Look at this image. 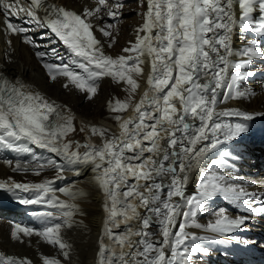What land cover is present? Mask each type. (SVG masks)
Returning a JSON list of instances; mask_svg holds the SVG:
<instances>
[{
	"label": "snow or ice",
	"instance_id": "1",
	"mask_svg": "<svg viewBox=\"0 0 264 264\" xmlns=\"http://www.w3.org/2000/svg\"><path fill=\"white\" fill-rule=\"evenodd\" d=\"M138 3L141 7L146 3L147 8L141 14L144 22L136 29L135 41H130L121 54L112 56L104 49L105 45L112 48L116 43L113 24L94 25L91 18L103 21L100 13L107 8V17L115 21L123 0H115L112 8H108L107 0H96L94 8L85 7L80 14L51 0H28L27 6L21 0H0V31L6 36L22 37L23 43L39 48L28 33L41 30V39L49 38L50 43L59 41L66 46L67 62L57 55L55 48L49 52L60 63L48 62L49 52L35 53L50 79L67 78L65 88L70 83L87 93L89 99L96 94L98 81L105 77L118 84L122 82L127 93L124 99L108 103L109 111L117 113L112 118L119 122V135L92 126L91 134L100 137L102 143L81 145L68 139L76 128L74 117L64 112L66 106L50 101L19 78L12 79L0 71V149L31 153L37 161L33 168L20 160L5 163L14 172L31 171L37 176L49 166L55 171L54 178L40 182L0 179V190L20 204L57 209L62 220L56 223L47 219L55 216L52 211L33 213L45 218L43 227L37 230L16 223L12 239L23 242V237L37 235L58 246L62 255L68 257L71 246L63 241L61 230L72 226V218L79 210L70 201L86 193L53 185L55 180L65 179L66 167L92 164L94 181L107 197L105 235L121 248L127 246L126 251L117 254L103 244L102 237L98 264H195L193 254L210 255L213 243H250L240 238L239 230L252 214L264 215V192L249 191L228 174L229 162L239 156L221 146L248 134V122L255 116H264V112L217 105L221 91L224 95L219 103L254 94L247 88L241 90V84L254 75L248 70L254 58L264 59V0ZM14 19L20 23H14ZM237 28L245 34H256L259 39H248L234 49L233 34ZM96 32L101 38H97ZM7 43L11 45L12 40ZM233 56L239 59L234 61ZM146 60L150 63L146 81L149 89L137 102L138 77L144 72ZM130 108L136 115L124 119L120 114ZM233 117L242 119L233 121ZM81 147L85 149L83 153ZM35 149L62 157L66 164L55 159L41 162ZM193 169L199 170L197 191L187 195V181ZM57 192L70 200H61ZM20 193L32 195L28 198ZM217 198L244 214L231 217L225 207L212 208ZM132 200L138 203L133 204ZM139 209L144 210L143 214ZM201 214H210L214 219L201 224ZM118 215L133 220L139 227L133 231V225L126 224L122 233L113 232L109 222L116 223ZM154 224L157 232L150 231ZM116 227L120 225L116 223ZM189 228L203 229L207 234L198 235ZM42 261L61 264L55 257L43 256ZM0 264L32 261L0 252Z\"/></svg>",
	"mask_w": 264,
	"mask_h": 264
},
{
	"label": "bare ground",
	"instance_id": "2",
	"mask_svg": "<svg viewBox=\"0 0 264 264\" xmlns=\"http://www.w3.org/2000/svg\"><path fill=\"white\" fill-rule=\"evenodd\" d=\"M53 1L57 5L65 6L70 10L76 11L78 14L85 7L94 8L96 6V0ZM21 3L27 6L28 2L21 0ZM114 3L115 0H107L108 8H112ZM146 8V3L141 7L138 0H123V7L119 9L120 16L115 21L107 17V8L102 9L100 13V16L104 17L103 21H98L95 17L91 18L94 25L99 24L103 26L104 23L113 24V34L116 37V43L112 48H107L105 45L104 50L107 54L117 56L121 54L124 47L128 46L130 41H135L136 29L144 22L141 14L146 11ZM237 16H239L238 9ZM14 22L20 23L19 20L15 19ZM23 26L29 27L26 24ZM40 31L36 30L28 33L40 45L39 48H34L23 43L22 37L19 36L11 37L12 44L9 45L3 36V32L0 31V71L12 79L19 78L23 83L29 85L32 90L40 92L50 101H55L59 105L66 106L64 108L65 114L71 115L81 122L86 136L89 138V144L99 146L102 143L100 137L91 134L90 129L92 126L102 127L113 134L119 135L121 131L119 122L110 120L117 113L109 111L108 103L109 101L114 102L115 99L125 98L127 93L123 91V83L118 84L109 77L102 78L98 81L96 94L89 99L87 93L75 88L70 83L65 88L63 85L68 82L67 78L58 76L55 80L50 79L47 70L43 67L41 59L35 53L37 51L49 52L51 48H55L58 56L65 57V62H67L69 53L62 42L50 43L49 38L41 39L39 35ZM95 34L97 38H101L98 32ZM254 37L259 39L256 34H245L237 28L233 34L234 49L240 48L246 40ZM232 59L235 61L239 58L233 56ZM48 62L60 63L59 60L51 56L50 52ZM143 68L144 72L142 76L138 77L140 86L136 93L137 102L143 93L149 89L146 81L150 74V63L147 60ZM248 70L252 71L254 75L241 84V90L247 88L254 94L239 99H229L225 103H219V100H222L224 95V92L221 91L218 97V108H236L253 113L264 112V59L254 58ZM148 95L151 96L152 92L149 91ZM120 115L124 119H127L134 117L136 113L130 108ZM231 119L237 121L242 118L233 117ZM248 123L250 127L248 134L242 135V137L229 142V144L222 145L221 148L232 150L234 156H239V164H232L234 161L229 162L227 166L228 174L235 177L249 191L264 192V182L260 180L264 176V116H255ZM68 139L79 142L81 145L85 144L84 135L78 127L75 132L69 134ZM82 149L84 148L81 147L80 152ZM19 156L25 157L23 160L18 159L22 164H27L29 168L36 166L37 161L32 159V155L30 156L27 153L18 154L11 150L0 149V179L6 180L11 177L18 182H40L45 178L52 179L55 177V171L51 166L46 167L40 176L33 174L31 171L28 173L14 172L5 161H13V159H17L15 157ZM35 156L39 157L41 162L47 161L48 159H55L57 163L66 164V161L62 157H57L45 149H35ZM15 163L16 161H13V164ZM77 171H79V175H76ZM243 173L244 175H242ZM246 173L250 176H246ZM95 174L92 164L66 167L64 173L65 179L55 180L53 185L56 188H76L73 191L86 193V195L79 196L74 201H70L77 204L79 210L72 218V226L63 227L61 230L63 241H66L71 246L68 257L62 255L58 246L50 245L42 237L37 235L23 237V242L12 239L11 231L16 223L22 226H30L37 230L43 227V220L45 218L34 215L33 213L52 211L55 213V216L47 219L56 223H60L62 220L57 209L46 205H23L18 203L9 194L0 190V252L20 258L27 257L32 261V264H43V256L58 258L61 260V264H98V252L102 237L103 244L108 249H111L112 252L119 254L126 251L127 246L121 248L119 243L113 239H109L105 235L104 226L109 215L105 209L107 197L95 183ZM198 175V169H193L189 174L186 189L187 195H191L197 191ZM31 195V193H20L22 197L31 198ZM56 195L61 200H70L68 196L62 193L57 192ZM131 203L135 204L138 201L132 200ZM109 207H111L110 202ZM211 207H225L227 214L231 217L244 214L220 198L214 200ZM139 211L141 214L144 212L143 209H139ZM128 214L131 215V212ZM213 219L214 217L210 214H201L198 216V222L201 224ZM116 223L120 225L119 228L116 227ZM116 223L109 222V227L116 233H122L126 224L133 225V231L139 227L133 220H125L121 215L116 217ZM122 224L124 226H121ZM188 230L198 235L207 234L203 229L189 228ZM150 231L157 232V226L155 224L152 225ZM21 235L23 236V234ZM239 236L241 239L250 241V243L247 245H218L213 243L211 244L210 255L198 257L193 254L192 259L195 264H264V244L261 243L264 241V218L252 214L250 220L239 230ZM133 239L138 238L134 237ZM205 243L208 244L209 242Z\"/></svg>",
	"mask_w": 264,
	"mask_h": 264
},
{
	"label": "rangeland",
	"instance_id": "3",
	"mask_svg": "<svg viewBox=\"0 0 264 264\" xmlns=\"http://www.w3.org/2000/svg\"><path fill=\"white\" fill-rule=\"evenodd\" d=\"M110 120H112V121H116V120H114L113 118H110ZM15 158H17V157H15ZM242 175H244V173L242 174ZM79 188H81V187H79ZM76 188H74V189H72V190H75Z\"/></svg>",
	"mask_w": 264,
	"mask_h": 264
},
{
	"label": "water",
	"instance_id": "4",
	"mask_svg": "<svg viewBox=\"0 0 264 264\" xmlns=\"http://www.w3.org/2000/svg\"><path fill=\"white\" fill-rule=\"evenodd\" d=\"M123 225V224H122Z\"/></svg>",
	"mask_w": 264,
	"mask_h": 264
}]
</instances>
